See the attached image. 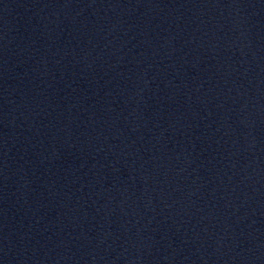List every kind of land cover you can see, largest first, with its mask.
Segmentation results:
<instances>
[{"label": "water", "instance_id": "95a60500", "mask_svg": "<svg viewBox=\"0 0 264 264\" xmlns=\"http://www.w3.org/2000/svg\"><path fill=\"white\" fill-rule=\"evenodd\" d=\"M0 264H264V0H0Z\"/></svg>", "mask_w": 264, "mask_h": 264}]
</instances>
